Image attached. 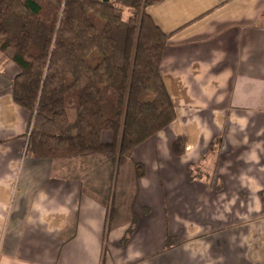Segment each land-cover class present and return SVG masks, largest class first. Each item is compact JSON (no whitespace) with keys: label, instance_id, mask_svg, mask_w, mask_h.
Listing matches in <instances>:
<instances>
[{"label":"crops","instance_id":"1","mask_svg":"<svg viewBox=\"0 0 264 264\" xmlns=\"http://www.w3.org/2000/svg\"><path fill=\"white\" fill-rule=\"evenodd\" d=\"M146 11L168 37L176 118L118 171L100 155L28 154L20 70L0 51V264H264V0Z\"/></svg>","mask_w":264,"mask_h":264},{"label":"trees","instance_id":"2","mask_svg":"<svg viewBox=\"0 0 264 264\" xmlns=\"http://www.w3.org/2000/svg\"><path fill=\"white\" fill-rule=\"evenodd\" d=\"M156 2L0 0V51L20 70L13 98L32 116L29 155H100L118 171L174 122L161 75L168 37L146 11ZM185 145L176 138L173 154Z\"/></svg>","mask_w":264,"mask_h":264},{"label":"rangeland","instance_id":"3","mask_svg":"<svg viewBox=\"0 0 264 264\" xmlns=\"http://www.w3.org/2000/svg\"><path fill=\"white\" fill-rule=\"evenodd\" d=\"M118 181H119V177H118ZM124 199V198H123ZM261 200L263 202V207L261 208V213L264 212V193H261ZM129 201V200H128Z\"/></svg>","mask_w":264,"mask_h":264},{"label":"water","instance_id":"4","mask_svg":"<svg viewBox=\"0 0 264 264\" xmlns=\"http://www.w3.org/2000/svg\"><path fill=\"white\" fill-rule=\"evenodd\" d=\"M104 1H110V0H104Z\"/></svg>","mask_w":264,"mask_h":264}]
</instances>
